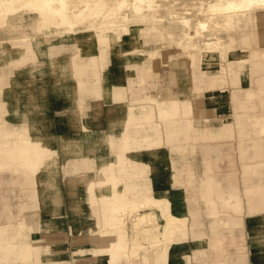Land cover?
Instances as JSON below:
<instances>
[{"label": "bare ground", "instance_id": "1", "mask_svg": "<svg viewBox=\"0 0 264 264\" xmlns=\"http://www.w3.org/2000/svg\"><path fill=\"white\" fill-rule=\"evenodd\" d=\"M30 30L35 34H29ZM142 30L147 31L150 36L147 40L153 44L154 50L140 58L127 47L139 46L133 45L132 39ZM16 31H21V35L16 36L12 44L7 40L10 37L0 38V47L6 43L0 55V65L5 75L15 76V71L21 68L20 63L27 58L22 49L44 55L47 53L45 45H48L53 53V75L70 71L83 97L93 93L100 99L105 98V101L112 100L116 105L114 108L125 106L127 111L115 160L96 172L83 188L89 195L91 219L70 227L72 232L86 230L99 234L108 238V242L101 246L76 247V251H90L100 264H124V255L134 260L140 250H144L146 260L147 254L154 252L155 242L162 235L169 239L178 237V240L184 237L181 229L186 225V215L180 198L176 200L175 191L169 190L176 186L179 169L166 147H172L171 151L178 150L181 145L169 146V143L181 137L196 139L200 126L207 127L206 117L194 120L196 115L202 117L207 113V105L197 106L194 101L202 100L199 97L202 94L209 99L225 94L219 88V83L223 81L219 70L223 64L230 67L225 70L237 78V81H232L239 85L240 90L247 87L236 95L242 100L239 108L254 109L255 98L264 100V45L261 44L264 0H0V33ZM68 45L71 54L69 63H66L62 55L69 52L63 50ZM162 47L169 48L166 54L159 52ZM39 61L37 59L35 62ZM36 63V68L30 72L35 76L41 72ZM168 66L173 70L165 74L170 72L181 90H172L167 94L149 91L155 87L157 80L162 85V70ZM112 75L118 77L114 78L115 83H111ZM252 77L255 81L253 84ZM241 81L245 83L241 84ZM204 83L208 89L200 87ZM129 92L132 102L139 104L145 97L159 98L155 105L140 104L152 111L158 109V116L179 111L183 118L165 117L173 123L166 121L162 129L153 121H140L143 116L134 112L135 104L117 100ZM150 113L144 116L152 118ZM246 118L249 120L242 122L245 124L249 121L250 126L256 125V132L264 136V114L254 113ZM22 126L26 127L25 123ZM192 126L194 135L190 128ZM20 138L25 139L24 134ZM52 139L42 135L33 139L31 155L35 172L39 168L40 172L57 171L59 156L58 150L52 146ZM65 147L63 155L67 158L84 154L82 144ZM210 162V159L206 160L208 172ZM248 165L255 167L257 172L264 168L263 162ZM188 169L196 175L191 163ZM208 172L202 180L206 189H222L224 185ZM149 173H158L159 179L148 178ZM33 178H36L35 174L30 176V183ZM147 180L156 184L146 183ZM47 181L50 189L55 188L56 194L52 200L58 204L57 183L52 178ZM33 183H36V179H33ZM231 187L233 189L221 196V202L227 208L237 209L241 199L237 196L236 185L232 184ZM81 188L78 180L69 183L72 193ZM33 199L37 209V196H33ZM175 203L180 204L184 219L173 214L171 205ZM156 207L161 209V215L155 211H145ZM160 220L166 221L165 227ZM39 221L36 212L35 233L40 231ZM53 228L51 225L48 227ZM41 243L36 241L33 246L25 248L20 254L22 260L27 261L34 253L35 263L42 264L43 260L38 256L44 251L48 254L45 264H55L58 256L52 254L50 245ZM3 247L0 244V250ZM170 251H175L174 247ZM125 264H131L130 260L126 259Z\"/></svg>", "mask_w": 264, "mask_h": 264}, {"label": "crops", "instance_id": "2", "mask_svg": "<svg viewBox=\"0 0 264 264\" xmlns=\"http://www.w3.org/2000/svg\"><path fill=\"white\" fill-rule=\"evenodd\" d=\"M70 54L69 51L62 55L66 63H69ZM40 66L43 67L44 72L40 76L36 75L38 77L34 76L35 83H31L34 77L27 75L28 70L33 66L27 65L16 70L17 73L13 79H16L18 83L11 81L8 86L15 91L6 96L0 93V137L5 131L13 132L16 126L2 123L4 100L9 108L8 119L19 125L25 123L33 137L42 135L53 138L52 146L58 150L59 156H57V171L51 173L41 171L36 174L32 167L31 173V168L25 166L24 169V164L27 162L33 164L32 155L21 153L12 155V152L4 148L3 143L1 144L3 141L0 140V189H3L4 185L10 187L7 189L8 192L0 194V244L4 245L0 250V264H35L34 256L32 260L24 261L20 254L25 248L33 246L36 241L42 242L44 246H51L52 254L59 257L54 260L55 264H100L98 258L90 251L79 254L75 248L92 244L101 246L108 242V238L91 234L86 230L72 232L70 227L71 225L79 226L91 219L88 208L89 195L83 188L88 179L94 178L96 172L115 160L127 111L125 106L120 105L114 108L116 105L112 100L105 101L93 93L83 97L77 82L69 74L70 71L53 75L55 65H51L50 58L47 56L42 59ZM59 66L60 72L61 65ZM111 78V83H115L114 78L118 77L112 75ZM2 79L0 69V88L4 82ZM251 81L252 84L255 83L253 77ZM169 84L158 87L162 94L170 93L172 87ZM164 88L169 89L164 91ZM14 96H17V99ZM240 103L242 100L237 101V104L240 105ZM260 104L264 107V100L260 101ZM207 109V112L213 111L214 114H218L215 105H207ZM159 120L156 118V121L159 122ZM238 120L240 121V124L237 122L238 149L244 176L241 197L244 202L247 199L248 217L241 218V215H235L239 212L231 211L233 209L227 208L221 202V196L233 189L231 185L237 182L235 172L228 164L229 160L226 162L227 168L223 170V164L222 161H218L217 152L211 155L199 154L198 159H194L195 163H192L196 175L188 172L184 186L169 189L171 192L175 191L176 200L179 196L183 201L186 225L181 230L184 231L185 236L178 240V237L169 239L168 236L162 235L163 240L158 239L161 245L156 241L154 252L148 253L146 260L143 256L144 250H140L134 256V260L124 255L122 257L124 264L126 259H129L131 264H264V177L253 178L244 169L246 164L264 163V136L256 134V129L250 128L249 121L245 125L240 119ZM242 120L249 119L242 117ZM243 124L244 128H242ZM118 126L120 127L117 129ZM232 127L231 129L234 130V126ZM231 129L228 123L209 124L207 127L199 128L196 139L181 137L169 143V146H185L182 142L190 140H194L195 143L219 139L230 140L234 138L230 135ZM76 144L83 145V155L70 158L63 155V148H67L65 146L73 147ZM224 147L227 146H216L218 149H224L225 152ZM207 159L217 164V166L212 165L214 168L212 173L206 170ZM206 172L214 175L222 185H229V187L206 189L202 182ZM34 174L36 175V178H33L36 179L35 184L33 179L31 183L29 181L30 176ZM262 174L264 175V172ZM50 178L57 183L58 204L52 200V196L56 193L54 194L55 188H53L54 191L50 189L47 181ZM249 178L252 184L250 192L246 191V180ZM76 180L82 188L72 193L69 191V183ZM260 185L262 187H259ZM16 186L21 188V194L20 201L14 204L13 197L18 196L15 195L14 187ZM33 196H37V209L34 207ZM249 197H251V203H249ZM171 208L173 214L179 217L181 212L179 205L175 203L171 205ZM244 209L245 203L242 205V211ZM145 211H155L161 215L159 207ZM36 212L40 217L38 223L40 231L35 233ZM240 221L242 224L238 223ZM159 222L166 226L165 220ZM50 225L54 228L48 229ZM188 239L191 242L190 247L184 243ZM227 240L230 241L232 248H227L229 246L226 245ZM170 247L171 249L174 247L175 251L171 252ZM43 256L41 259L44 262Z\"/></svg>", "mask_w": 264, "mask_h": 264}, {"label": "rangeland", "instance_id": "3", "mask_svg": "<svg viewBox=\"0 0 264 264\" xmlns=\"http://www.w3.org/2000/svg\"><path fill=\"white\" fill-rule=\"evenodd\" d=\"M29 34L33 35V34H35V32L33 30H30ZM19 35H21V31H16V32H11V33L4 32L3 34L0 33V38L8 36L10 38H8L7 40H10L9 42H10V44H12L13 43L12 41H15L16 40L15 39L16 36H19ZM148 38H150V36L147 34V31L142 30L137 35V37H134L132 39L133 45L137 44L139 46L130 45L127 48L131 52H135L134 53L135 56L143 58V57H145V54H147V52H150V51L154 50V46H153V44L149 43V41L147 40ZM141 41H142L143 45L141 44ZM5 44L6 43L2 44L1 47H0V55H2L4 50H5L4 49L6 47ZM261 44L264 45V32L261 34ZM45 46H46L47 53L44 54V55L39 54L38 52L34 53L31 50L22 49V50H24L23 54L25 56H27V58H24L22 60V63H20L21 68L27 67V65H32L33 67H35V63H36L35 61L37 59H39L40 61L38 63H36V66L38 67L41 64L42 59L46 58V56H47V58H50V61H51V57L53 56V53L51 52V50L48 47V45H45ZM68 48H70V45H68L67 47L63 48V50L69 51ZM168 49H169L168 47H162V48H160V50H162V51L159 50V52H162L163 54H166ZM173 50H175V49H173ZM51 65H52V61H51ZM39 68L41 69V72H37V75L40 76V75L43 74L44 69L41 66ZM229 68L230 67L227 66V64H223L222 68L219 70V74L223 78L222 79L223 81L221 83H219V85H220L219 88H220V90H223L225 92V94H223L221 96H215L214 98H211V99L205 97L202 94V95L199 96L202 100H196V101L193 100L194 103L197 106H200L199 104H202V105H215L217 107V110H218V111H216V113H218V114H214L213 111H209V112L205 113V115L202 116V117L201 116L198 117L196 115L194 120L205 119V117H206V120H208L209 124L221 125V124L228 123L230 129H231L232 126H234V130L231 129V132H230L231 137H234V138H232L230 140L229 139L228 140H221V139H219V140H209V141L200 142V143H198V142L195 143L194 140H190L188 142L183 141L182 143H185L183 145H185L186 147L182 146V147L178 148V150H174L173 149L172 151H171L172 147H166V146L165 147L167 148V151L169 149L170 155L174 158V161L176 160L175 164L178 165L179 171L176 174L177 183H176L175 187H181V186L185 185V178L187 177V173L191 172V170L188 169V165L190 163L192 164L194 162V159L195 160H196V158L198 159V155L199 154H203V155L204 154H206V155L210 154L211 155L212 153L216 154V152H217L218 153L217 156L219 157L218 161H222L223 170H225L227 168V163L226 162L229 160L228 164L230 165V169L233 170V172H235V178H236V181H237L235 183V185L237 184L236 185L237 196L240 197V199H241L239 207L237 209L231 208V209H233L231 211L239 212L238 214H235V213L234 214L235 215H241V218H242V217H248V211H247L248 205L246 203L247 199H245V202H244L242 200V197H241L242 196L241 195V191L243 190V184H244V182H243V177L244 176H243V172H242L243 169H242V166H241V158H240L239 149H238V141H239L238 128H239V126H237V122L240 124V121L238 119H240L242 121V117L243 118H245L246 116L249 117V114H247V113H250V114L253 115L254 113L260 114V113L264 112V107L261 106L259 98H255L253 100V102L256 104V107L254 109H251V108H248V109L239 108L240 105L237 104V101L241 102V98L237 97L236 95H237V93H242L247 87L244 88V90H240L237 87V86H239V85L235 84V81H237L236 80L237 78L231 72L226 71ZM0 69H1L2 78H3L2 80L4 81L1 84L2 87L0 88V93L3 96H6L7 94H10V93L13 92L14 89H10V87H8V86L10 85L11 81H15L16 82V79L15 80L13 79L14 76L5 75L1 65H0ZM165 69H164V73H163L164 81H162V85H166V83H170L169 85H171V87L173 86L170 89V92H172V90H177V91L181 90V87H179L177 79L170 72H167L165 74L166 71H171V70H173V68H171V66H168ZM31 71L32 70L29 69L28 70L29 73L27 72V75H32L34 77L35 75L30 73ZM7 72H9V71H7ZM15 73H17V72L15 71ZM36 77H38V76H36ZM36 77H34V79L31 81V83H35V81H36L35 78ZM232 79H234L235 81H232ZM6 82H8V83H6ZM16 83H18V82H16ZM244 83H242V81H241V84H244ZM162 85L159 82V80H157V83H156L155 87L152 88V89H149V91H155V92L160 91L161 92V90L158 89V87L160 88V86H162ZM200 87L203 90H205L206 88L208 89V87H207V85L205 83L200 85ZM168 89L169 88H167V89L164 88V91H166ZM162 91H163V88H162ZM14 97H15V99L17 98L16 96H14ZM131 98H132V95L129 92V93H124V95L121 96V97H118L117 100L118 101H122V102H125V101L128 102L129 101L131 104H135L136 107H134V109H135L134 112L138 116H143L140 121H144V122L146 121L147 123H150L151 121H153L154 123H156V125H158L159 129H162V126L165 124L166 121H170L171 123H173L172 120H169V119H167L165 117H169L170 116L169 118H175V117H182L183 118V114L182 113L178 114L179 111H177L176 114L158 116L159 115L158 114V109L157 110L154 109L152 111L148 107L147 108H145V107L143 108L142 106H140V104L142 105V103H144V105L145 104L155 105L156 101L160 100L159 98L153 99V98L145 97L143 99L144 101L140 102V104H139V102H132L133 100ZM103 99L105 100V98H103ZM3 102H4V106H3V109H2L3 110V115H2V123H3V125H6L7 123H10V124H13V125H16V126H15V130L13 132L5 131L3 133V136L0 137V140L3 141V142H1V144L3 143L4 148H6L10 152H12V155H14L16 153L31 155V144H32L33 139L35 137H33L29 133L27 127H24L21 124L20 125L16 124V123L12 122L10 119H8L7 115L9 113V108L7 106V102L4 101V100H3ZM147 113L148 114L150 113V115H152V118L144 116V115H147ZM242 114H244V115L242 116ZM156 118L160 119L159 122L156 121ZM252 120H255V119L253 118ZM175 121H176V119H175ZM196 124L198 126L200 125L199 123H196ZM245 125L243 124L242 128H244ZM119 127L120 126H118L116 128L118 129ZM190 128L192 129V135H194L195 132H194L193 126L190 127ZM200 128H203V127L200 126ZM250 128L257 129V126L256 125H251ZM234 131L236 132V135H235ZM21 134H24L25 139L24 138H20ZM256 134L261 135L260 133H256ZM193 138L194 137H191V139H193ZM165 144H166V141L163 142V145H165ZM216 146H227V147H224L225 148V152H224V149H221V148L218 149V148H216ZM218 150H220L221 154H220V152ZM213 164L215 166H217L216 162L215 163L213 161L210 162V166L211 167H210L209 171L211 173L214 171V168L212 167ZM251 164L253 165V163H251ZM25 166H29L31 168V173H32V162H27L26 164H24V169H25ZM244 169H245V172H247L248 175L253 176V178L254 177H259L260 179H262V177H264V175L262 174V172H264V168L262 169L261 172H257L255 167H250L248 164H246ZM39 172H40V168L35 173L38 174ZM147 177L150 178V179L153 178L154 180L159 179L158 173H149V174H147ZM146 183H152V185L156 184L155 181L154 182H150V180H147ZM224 186L229 187V185H224ZM259 187H262V186L260 185ZM8 188H10V187L4 185L3 189H0V194L8 192L7 191ZM14 188H15V195H18V196H14L13 197V203L16 204L17 202L20 201L19 196L21 194V188L19 186H16ZM251 188H252L251 178H249L248 180H246V191L250 192ZM177 198H180V202L182 204V210H183V207H184L183 201H182L181 197L178 196ZM250 200H251V197H249V203H251ZM243 203H245V209L242 211ZM177 204L180 207V204L179 203H177ZM15 210H16V208H15ZM182 210H181L180 215H179L180 219L181 218H183V219L185 218L184 215L182 214ZM240 211H242V212H240ZM184 213H185V211H184ZM87 218L89 219V217H87ZM238 223L242 224L241 221L238 222ZM35 239H37V238L35 237ZM184 243L186 245H188V246L191 244L189 239L186 242H184ZM245 243H246V239H245ZM159 245H161V243ZM226 245H229V246H227V248H232V246L230 245V241L229 240L226 241ZM74 251H75V249H74ZM39 254L41 256H43V255L46 256L45 258L43 256L44 260L48 258V254H46L44 251H41ZM40 255L38 256L39 258H41ZM33 256L35 257L34 253H32L30 255L29 260H32ZM58 258L59 257H57L55 259H58ZM35 260H36V257H35ZM45 263H46V260L42 264H45Z\"/></svg>", "mask_w": 264, "mask_h": 264}]
</instances>
